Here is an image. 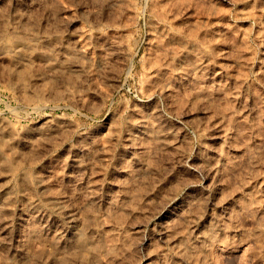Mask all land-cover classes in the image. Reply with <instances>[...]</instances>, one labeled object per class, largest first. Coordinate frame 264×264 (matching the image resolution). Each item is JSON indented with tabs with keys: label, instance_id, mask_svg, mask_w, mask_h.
<instances>
[{
	"label": "rangeland",
	"instance_id": "1",
	"mask_svg": "<svg viewBox=\"0 0 264 264\" xmlns=\"http://www.w3.org/2000/svg\"><path fill=\"white\" fill-rule=\"evenodd\" d=\"M0 128V264H264V0H0Z\"/></svg>",
	"mask_w": 264,
	"mask_h": 264
},
{
	"label": "bare ground",
	"instance_id": "2",
	"mask_svg": "<svg viewBox=\"0 0 264 264\" xmlns=\"http://www.w3.org/2000/svg\"><path fill=\"white\" fill-rule=\"evenodd\" d=\"M27 43H28V42H27ZM18 56H19V55H18ZM21 57H22V56H20V59H21ZM24 58H25V57H24ZM24 58H22V59H24ZM28 58H30V57H28ZM28 58H27V59H28ZM17 59H18V58H17ZM25 59H26V58H25ZM28 60H30V59H28ZM66 67H67V66H66ZM76 67H77V66H76ZM76 67H75V68H76ZM64 68H65V67H64ZM67 68H68V67H67ZM71 68H73V65H72ZM71 70H74V69H71ZM75 70H76V69H75ZM0 129H1V128H0ZM60 207H61V206H60ZM68 216H69V215H68ZM70 218H71V217H70ZM66 219H67V216H66ZM71 221H72V220H71Z\"/></svg>",
	"mask_w": 264,
	"mask_h": 264
}]
</instances>
